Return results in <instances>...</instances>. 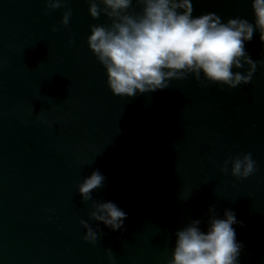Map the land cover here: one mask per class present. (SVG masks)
<instances>
[{"label":"water","instance_id":"obj_1","mask_svg":"<svg viewBox=\"0 0 264 264\" xmlns=\"http://www.w3.org/2000/svg\"><path fill=\"white\" fill-rule=\"evenodd\" d=\"M51 2L0 0V264H168L174 233L193 219L204 230L212 205L235 213L239 264H264V64L231 88L189 73L113 95L87 43L110 19L91 17V0ZM191 4L193 16L254 23L251 0ZM128 12H140L135 0ZM245 50L264 61L257 33ZM244 154L249 176L222 171ZM94 170L104 182L83 201L77 187ZM109 200L127 213L123 231L90 217Z\"/></svg>","mask_w":264,"mask_h":264},{"label":"clouds","instance_id":"obj_2","mask_svg":"<svg viewBox=\"0 0 264 264\" xmlns=\"http://www.w3.org/2000/svg\"><path fill=\"white\" fill-rule=\"evenodd\" d=\"M134 0H101L102 7L91 0L88 13H101L111 23L93 25L87 37L89 49L105 68L106 83L113 95L132 97L137 93L166 88L172 79L193 74L205 81L229 88L247 84L258 64L245 50L254 32L264 45V0H251L254 23L231 18L222 22L214 13L193 16L191 0H135L140 12L129 14ZM60 6L52 0L49 7ZM70 10L62 23L67 24ZM247 68L242 73L239 69ZM231 164L234 177H247L254 171L250 154L224 161ZM105 177L94 170L77 187L83 201L92 199L93 190L102 186ZM209 206L206 227L201 220H190L174 233L175 239L168 264H239L242 245L236 240L235 213L225 208L217 216ZM127 213L112 201H93L90 217L112 231L124 230ZM84 239L95 242L97 233L85 221Z\"/></svg>","mask_w":264,"mask_h":264}]
</instances>
